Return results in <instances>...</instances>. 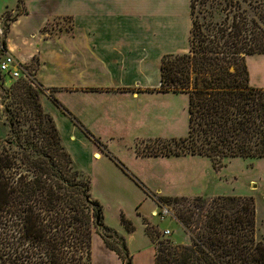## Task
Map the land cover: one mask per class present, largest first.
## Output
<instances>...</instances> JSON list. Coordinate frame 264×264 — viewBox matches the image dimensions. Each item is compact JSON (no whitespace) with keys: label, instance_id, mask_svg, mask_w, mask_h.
Listing matches in <instances>:
<instances>
[{"label":"trees","instance_id":"trees-1","mask_svg":"<svg viewBox=\"0 0 264 264\" xmlns=\"http://www.w3.org/2000/svg\"><path fill=\"white\" fill-rule=\"evenodd\" d=\"M206 1L190 0L188 50L161 58L156 88L187 93V134L154 138L141 155L264 158V86L249 83L245 62L247 54L264 53V0H249L250 10L239 0H209L210 6L220 3L224 14L206 19L212 11L202 6L205 19L193 17L197 3ZM28 67V76L13 79L17 104L6 115L7 136L0 139V264H88L97 231L130 264L124 237L103 223L89 177L74 165L52 115L42 108L40 83ZM154 196L160 206L184 204L172 211L191 239L173 242L144 219L154 264H264V240L254 236L251 196ZM120 219L133 229L123 213Z\"/></svg>","mask_w":264,"mask_h":264},{"label":"crops","instance_id":"crops-1","mask_svg":"<svg viewBox=\"0 0 264 264\" xmlns=\"http://www.w3.org/2000/svg\"><path fill=\"white\" fill-rule=\"evenodd\" d=\"M7 8L14 15L0 37V57L11 53L23 74L29 73L25 65L34 63L40 103L73 161L92 164L101 155L83 129L100 138L101 128L112 133L123 121L130 125L131 117L119 116L139 113L143 99L171 93L156 89L161 58L188 50L190 0H2L0 17ZM64 17L68 26L50 24ZM156 118L163 119L154 115L151 125ZM6 132L0 117V139ZM188 236L184 242L175 240L189 243ZM88 264L124 263L94 232Z\"/></svg>","mask_w":264,"mask_h":264},{"label":"rangeland","instance_id":"rangeland-1","mask_svg":"<svg viewBox=\"0 0 264 264\" xmlns=\"http://www.w3.org/2000/svg\"><path fill=\"white\" fill-rule=\"evenodd\" d=\"M248 1L239 0L242 7L250 10ZM250 1L254 3V0ZM209 3V0L198 2L193 17L199 20H215L224 14L220 3L213 1V6ZM202 6L210 9L212 15L206 13V17H202ZM10 8L5 9L0 17L1 39L14 15V10L11 11ZM52 23L59 24V27L70 24L66 17L50 22ZM245 62L249 83L264 86V53L247 54ZM33 67L34 63L31 62L28 67L30 72ZM12 84L13 79L4 78L0 74V117L6 129V115L11 116L17 104L14 101ZM187 102V93L175 91L143 99L139 113L119 116L120 120L131 117L130 125L123 121V126L119 129L118 126L111 128L114 131L112 133L101 128L100 141L97 143L90 138L94 149L101 153L100 156L93 157L92 164L84 159L74 160V165L89 177L91 196L101 205L103 223L116 229L124 237L130 264H154V250L144 230V219L157 224L160 236H169V240L173 242H176L175 239L182 242L189 239L188 232L172 211V207L184 204L175 202L160 206L154 194L190 197L201 195L206 199L220 194L251 196L255 209L254 236L264 240V158L235 156L212 161L204 155L181 153L176 155V160L169 162L160 157L145 158L141 155L147 143H154V138H178L187 134ZM154 115H160L163 119L156 118L155 125H151ZM115 159L126 167L129 174ZM116 167L120 170L119 173L115 171ZM156 187H160L161 191ZM164 209L170 212H164ZM121 213L131 221L133 229L128 230L125 227L120 219ZM166 229L168 233L164 231Z\"/></svg>","mask_w":264,"mask_h":264},{"label":"built area","instance_id":"built-area-1","mask_svg":"<svg viewBox=\"0 0 264 264\" xmlns=\"http://www.w3.org/2000/svg\"><path fill=\"white\" fill-rule=\"evenodd\" d=\"M0 72L10 79H14L22 75H25V77L28 76V74H23L24 72L20 69V65L11 53H3L0 57ZM164 212H167V210L164 209ZM164 231L168 233L167 229Z\"/></svg>","mask_w":264,"mask_h":264},{"label":"water","instance_id":"water-1","mask_svg":"<svg viewBox=\"0 0 264 264\" xmlns=\"http://www.w3.org/2000/svg\"><path fill=\"white\" fill-rule=\"evenodd\" d=\"M168 210V209H167ZM168 212H170L169 210H168Z\"/></svg>","mask_w":264,"mask_h":264}]
</instances>
